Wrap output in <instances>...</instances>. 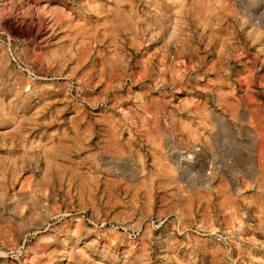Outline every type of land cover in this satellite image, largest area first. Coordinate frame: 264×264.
<instances>
[{
  "label": "rangeland",
  "instance_id": "374dc122",
  "mask_svg": "<svg viewBox=\"0 0 264 264\" xmlns=\"http://www.w3.org/2000/svg\"><path fill=\"white\" fill-rule=\"evenodd\" d=\"M263 41L264 0H0V264H264Z\"/></svg>",
  "mask_w": 264,
  "mask_h": 264
},
{
  "label": "bare ground",
  "instance_id": "6f19581e",
  "mask_svg": "<svg viewBox=\"0 0 264 264\" xmlns=\"http://www.w3.org/2000/svg\"><path fill=\"white\" fill-rule=\"evenodd\" d=\"M53 31H54V30H53ZM255 36H256V35H255ZM258 38H259V37H258ZM261 38H262V37H261ZM261 38H260V39H261ZM255 40H256V39H255ZM256 41H257V40H256ZM263 42H264V41H263ZM263 44H264V43H263ZM254 82H255V81H254ZM250 87H251V86H250ZM252 88H253V87H252ZM17 95H18V94H17ZM17 95H16V96H17ZM20 95H21V94H20ZM27 98H28V97H27ZM34 104H35V103H34ZM19 111H20V110H19ZM6 125H7V124H6ZM1 127H2V126H1ZM25 156H26V155H25ZM23 159H24V158H23ZM16 160H17V159H16ZM20 161H21V160H20ZM6 163H7V162H6ZM21 163H22V162H21ZM0 165H2V164H0ZM7 165H8V163H7ZM9 165H10V164H9ZM15 165H16V164H15ZM5 166H6V165H5ZM5 166H3V167H5ZM11 167H14V166L12 165V166H10V168H11ZM2 169H3V168H2ZM6 169L9 170L8 166L5 168V171H6ZM12 170H14V168H13ZM12 170H11V171H12ZM5 171H4V172H5ZM15 171H17V170H15ZM15 171H14V172H15ZM8 172H9V171H8ZM12 173H13V172H12ZM7 174H8V173H7ZM5 176H7V175H5ZM11 176H12V174H11ZM7 177H8V176H7ZM7 177H6V179H7ZM12 179H13V178H12ZM7 180H8V179H7ZM7 180H6V181H7ZM8 182H9V181H8ZM13 182H14V181H13ZM6 183H7V182H6ZM10 189H11V188H10ZM36 192H37V191H36ZM10 195H11V194H10ZM4 197H5V196H4ZM9 197H10V196H9ZM19 199H20V198H19ZM19 199H18V200H19ZM25 203H27V202H25ZM6 208H7V207H6ZM23 213H24V211H23ZM25 213H26V212H25ZM26 214H27V213H26ZM27 215H29V213H28ZM26 217H27V216H26ZM65 244H66V243H65ZM65 244H64V245H65Z\"/></svg>",
  "mask_w": 264,
  "mask_h": 264
}]
</instances>
